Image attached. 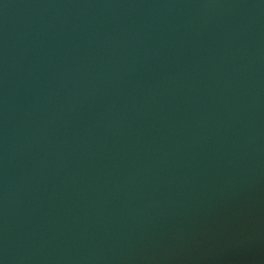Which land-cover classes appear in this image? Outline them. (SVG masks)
I'll return each mask as SVG.
<instances>
[{"label": "water", "instance_id": "95a60500", "mask_svg": "<svg viewBox=\"0 0 264 264\" xmlns=\"http://www.w3.org/2000/svg\"><path fill=\"white\" fill-rule=\"evenodd\" d=\"M0 264H264V0H0Z\"/></svg>", "mask_w": 264, "mask_h": 264}]
</instances>
